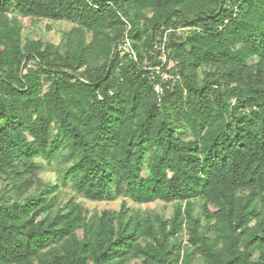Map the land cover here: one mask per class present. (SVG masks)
<instances>
[{
  "label": "trees",
  "instance_id": "obj_1",
  "mask_svg": "<svg viewBox=\"0 0 264 264\" xmlns=\"http://www.w3.org/2000/svg\"><path fill=\"white\" fill-rule=\"evenodd\" d=\"M15 12L75 23L66 51L24 43ZM65 138L79 196L172 217L124 201L86 218L51 184L8 202L1 180L21 196ZM198 262L264 264V0H0V264Z\"/></svg>",
  "mask_w": 264,
  "mask_h": 264
},
{
  "label": "rangeland",
  "instance_id": "obj_2",
  "mask_svg": "<svg viewBox=\"0 0 264 264\" xmlns=\"http://www.w3.org/2000/svg\"><path fill=\"white\" fill-rule=\"evenodd\" d=\"M9 19H16L20 22L22 28V39L24 43L27 41H37L42 40L44 44H50L54 49L59 52L66 51V40L67 33L71 32L77 25L71 21L67 20H46V19H36L31 17H23L19 14L9 13ZM87 43L92 40V35L87 34ZM122 47L121 56H129L130 51L128 48H124L123 43L119 44ZM136 53V52H135ZM145 65L149 63V57L145 54ZM101 64V63H100ZM32 67H35V63H31ZM96 65V64H95ZM204 71V70H201ZM203 72L200 73L199 79L202 80ZM44 91H47L48 84H44ZM53 134H57L56 128L53 129ZM61 143L60 150L62 157H58L52 160L50 163L45 158H37L34 160L36 168L30 172L22 175L21 180L16 182V186L20 187L22 184L26 185L28 188L21 196L18 189H14V182L6 181L5 177L1 180L2 186L8 185L7 201L13 203L16 200L22 201L26 197L38 196L42 193V190L49 184L56 185V189L50 193L47 197L49 199L57 197V202L59 208L64 207L70 202L77 203L81 207V211L84 217L91 218L94 215H102L106 211L118 212L120 211L124 201L127 203V207L133 209L135 213L141 216L146 215H160L167 219H170L173 215L174 205L166 204L161 201H154L148 204H135L126 198H118L114 201H92L79 196L74 188L71 181L65 180L68 170L74 166L77 161L76 157H72L69 153L70 150L69 140L63 139ZM149 173L145 170L144 175L147 176ZM195 212L197 215L200 214V202L195 201ZM255 222L251 223L253 226ZM81 234V232H79ZM182 240L184 243L187 237L183 235ZM133 264V263H132ZM200 264V262L195 263Z\"/></svg>",
  "mask_w": 264,
  "mask_h": 264
},
{
  "label": "built area",
  "instance_id": "obj_3",
  "mask_svg": "<svg viewBox=\"0 0 264 264\" xmlns=\"http://www.w3.org/2000/svg\"><path fill=\"white\" fill-rule=\"evenodd\" d=\"M124 20H125V19H124ZM125 22H126V24H127L128 30H130V29H131V25H130V23H129L128 21H126V20H125ZM178 33H179V34H182V31L179 30ZM123 41H124V42H123V45H124L123 47H124L125 49H126V48L129 49V51H130L129 56L131 57V59L137 60V55H136V53H135V50L133 49L132 43H131V41H130V39H129V37H128L127 34H126L125 39H124ZM119 50H120V51L122 50V47H121V46L119 47ZM162 61H163V64H165V63L167 62V57H166L165 54L162 56ZM156 71H157L158 74L161 75V78H162V80H163L164 82H167V81L173 80V78H174L173 76L169 75V74L166 73V72H161V69H160L159 67L156 68ZM175 78L178 79L179 77H175ZM155 91H156L159 95H162V94H163V88H162L161 85H159V84L155 86Z\"/></svg>",
  "mask_w": 264,
  "mask_h": 264
}]
</instances>
